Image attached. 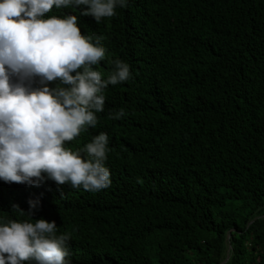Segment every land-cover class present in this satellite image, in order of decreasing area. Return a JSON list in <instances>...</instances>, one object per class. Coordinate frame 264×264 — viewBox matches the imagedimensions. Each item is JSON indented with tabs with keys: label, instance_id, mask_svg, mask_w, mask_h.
<instances>
[{
	"label": "trees",
	"instance_id": "16d2710c",
	"mask_svg": "<svg viewBox=\"0 0 264 264\" xmlns=\"http://www.w3.org/2000/svg\"><path fill=\"white\" fill-rule=\"evenodd\" d=\"M84 7L46 16L99 40L102 79L116 59L131 76L65 147L107 133L111 183L0 180V223L54 220L71 264H264V0H128L99 22ZM29 199L33 219L11 207Z\"/></svg>",
	"mask_w": 264,
	"mask_h": 264
},
{
	"label": "clouds",
	"instance_id": "9594fccd",
	"mask_svg": "<svg viewBox=\"0 0 264 264\" xmlns=\"http://www.w3.org/2000/svg\"><path fill=\"white\" fill-rule=\"evenodd\" d=\"M128 0H0V180L39 186L52 180L59 188L98 191L110 185L105 166L109 138L99 133L72 151L85 126L95 127L104 110L105 89L127 81L130 65L114 60L106 78L94 70L106 49L82 35L76 15L46 16L53 7L86 6L82 15L97 22L115 15ZM51 82V83H50ZM54 82H58L55 83ZM121 109L116 118L123 116ZM87 155L82 156L81 152ZM32 218L39 199H29ZM33 219V218H32ZM0 223V264H71L65 234L44 218Z\"/></svg>",
	"mask_w": 264,
	"mask_h": 264
}]
</instances>
